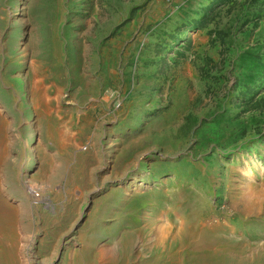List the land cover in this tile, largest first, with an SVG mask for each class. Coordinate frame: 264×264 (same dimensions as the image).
<instances>
[{
  "label": "rangeland",
  "instance_id": "374dc122",
  "mask_svg": "<svg viewBox=\"0 0 264 264\" xmlns=\"http://www.w3.org/2000/svg\"><path fill=\"white\" fill-rule=\"evenodd\" d=\"M0 264H264V0H0Z\"/></svg>",
  "mask_w": 264,
  "mask_h": 264
},
{
  "label": "bare ground",
  "instance_id": "6f19581e",
  "mask_svg": "<svg viewBox=\"0 0 264 264\" xmlns=\"http://www.w3.org/2000/svg\"><path fill=\"white\" fill-rule=\"evenodd\" d=\"M206 237H207L206 235H201V238H202V239H203V238L206 239ZM200 241H201V240H200Z\"/></svg>",
  "mask_w": 264,
  "mask_h": 264
}]
</instances>
